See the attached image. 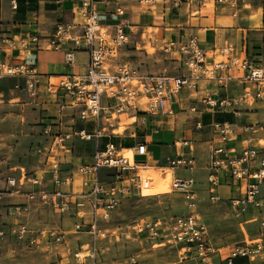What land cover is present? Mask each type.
Returning a JSON list of instances; mask_svg holds the SVG:
<instances>
[{
  "label": "built area",
  "instance_id": "obj_1",
  "mask_svg": "<svg viewBox=\"0 0 264 264\" xmlns=\"http://www.w3.org/2000/svg\"><path fill=\"white\" fill-rule=\"evenodd\" d=\"M100 1L107 0H76L73 14L79 22L56 25L47 43L48 49L62 52L66 66L75 63L76 52H84L87 61L83 73L49 76L46 84L41 85L36 55L14 62L0 58V81L16 80L14 88L32 99L40 92L57 99L55 115L41 123L43 144L32 149L41 159L39 166L30 172L19 167L17 174L5 178L0 189V204L8 195L24 197V201L6 207L10 220L5 230L0 228V242L10 239L21 248L39 250L64 245L65 236L70 232L84 233L90 238L87 254L81 257V252L74 253V263L85 264V259H90V264H95L100 250L97 244L110 231L105 224L121 200L131 195L142 196L150 186L152 179L143 169L148 167L161 170L163 179L170 173V191L183 197L186 213L168 220L136 221L132 225L134 234L146 239L151 247L174 246L178 264H187L190 258L208 263L214 249L208 226L196 212L195 181L174 174L175 171L192 172L197 168L192 143L188 140L176 142L174 146L179 151L174 156H166L163 166L150 167L140 160L148 156V149L146 142L138 139L136 126L139 124L146 129L151 118L173 116L170 105L181 90L196 93L201 81L215 83L218 87H226L231 82L243 85V91L234 96L207 93L196 98L203 110L235 113L242 105L263 101L264 58L249 56L246 47L241 55L233 57L231 46L217 52L205 50L195 35L182 34L165 42L162 50L177 56L187 70L186 75L141 74L129 61H115L128 40L130 21L125 9L121 6L115 9L113 26L102 25L103 15L97 6ZM200 1L206 8L214 1L222 3L224 0ZM185 2L187 0H166L171 9H179ZM238 2L245 4V0H227L235 7ZM139 3L151 6L155 1L139 0ZM262 3L264 9V0ZM11 5L16 8L15 1ZM232 16L236 18L237 14L232 13ZM20 46L23 51L38 47V38L34 36L29 42L21 41ZM189 110L198 111L195 107ZM64 118H69L70 125L63 130ZM121 119L129 122L121 125ZM121 126L122 132L117 133ZM211 126L218 137L216 146L207 151L203 167L209 200L220 201L216 189L222 185V177L231 179L239 191L227 200L232 216L240 219L249 215L248 221L255 223L258 229L257 237L243 241L227 253L224 264H233L235 258L252 264L264 255V152L252 146L239 151L230 149L228 143L242 128L236 130L227 122H213ZM194 127L200 129L201 122L197 121ZM124 135L136 140L132 147L124 149L118 143V138ZM76 140L92 141L94 149L89 161L73 165L68 155ZM185 148L188 151L182 150ZM129 152L131 161L127 156ZM26 186L30 189H25ZM33 209L73 218L72 229L64 231L59 225L32 228L26 219Z\"/></svg>",
  "mask_w": 264,
  "mask_h": 264
},
{
  "label": "rangeland",
  "instance_id": "obj_2",
  "mask_svg": "<svg viewBox=\"0 0 264 264\" xmlns=\"http://www.w3.org/2000/svg\"><path fill=\"white\" fill-rule=\"evenodd\" d=\"M263 0H249L245 8L238 11L237 18L229 17L232 27H247L249 24L252 33L264 28ZM142 11L157 12L158 8L140 4ZM221 7H218L219 11ZM217 11H213L212 4L206 6L201 14L189 20L181 17L173 23L182 24L187 28L212 27V19ZM208 18V20H207ZM254 18H259V23H255ZM249 21V22H247ZM130 29L127 44L121 49L115 61H129L133 63L139 73L144 75L165 74L169 76H181L187 74L177 56L164 52L162 46L163 36H159V30L153 27ZM186 29V28H185ZM239 29V28H238ZM248 32V33H250ZM168 34L174 33L167 30ZM260 33V32H257ZM251 40L248 53L250 56L259 57L264 54V47L257 46L255 40ZM264 38V36H263ZM220 59V57H217ZM54 82L55 79H52ZM21 81H18V83ZM7 90V88H3ZM15 92L11 96L4 93L0 97V188L4 185V180L8 175L17 174L19 167H24L28 172L39 166V157L35 156L32 149L39 144H43L40 137L41 120L45 115L51 114L54 107L49 103L48 97H41L38 101L32 99L24 92ZM26 95L27 97H25ZM43 101L42 105H37ZM44 109V110H42ZM264 114L261 111L260 117ZM129 120L121 119V125ZM63 130L70 125L68 118L63 119ZM264 125V122L262 123ZM56 131V129L54 130ZM122 132V126L116 131ZM259 144L264 145L263 141ZM94 149L93 142L76 140L73 142L72 152L68 155L73 165L91 156ZM66 157H63L65 159ZM68 166V164L66 165ZM69 168V166L67 167ZM151 178L156 176L160 182H155V191L148 188L143 191L142 196L131 195L121 200L117 210L111 215L105 227L108 228L107 237L98 242L100 249L96 254L95 264H178L177 249L165 244L163 246L151 247L146 239L137 236L132 230V225L136 221L170 219L181 216L186 212L183 197L170 191L169 176L165 179L161 170L153 168H143ZM153 182V181H152ZM202 186L203 183L200 182ZM197 202V215L208 226L210 232V243L214 249L207 260L202 262L198 258L188 259L187 264H221L224 257L236 245L243 241L257 237V225L248 224L239 226L234 218L230 217L226 204L211 202L205 194V188L200 187ZM3 202V201H1ZM9 217L2 206H0V228L6 229ZM29 226L38 228L41 226L52 227L53 225L64 227V231H70L74 219L57 214L45 209H33L26 219ZM90 238L84 233H68L65 236V244L60 246L51 245L48 249L29 250L21 248L10 239L0 242V264H75L73 254L81 252L80 256L87 254ZM221 257L223 260H221ZM85 264H90V259H85ZM252 264H264V255L255 259Z\"/></svg>",
  "mask_w": 264,
  "mask_h": 264
},
{
  "label": "crops",
  "instance_id": "obj_3",
  "mask_svg": "<svg viewBox=\"0 0 264 264\" xmlns=\"http://www.w3.org/2000/svg\"><path fill=\"white\" fill-rule=\"evenodd\" d=\"M12 1L16 3L15 9L12 8ZM154 1L155 3L151 6L158 8L157 12L150 10L141 12L139 0L100 1L97 6L100 14L103 15L101 24L113 26L116 23V18L113 13L117 7L121 6L125 9L130 21L127 29L128 35L131 32L130 29L133 27V24L137 28L153 27L159 30L158 35H164L162 37L163 43L182 34H192L196 36L200 45L205 50L217 52L226 46L233 47L234 53L232 57L241 55L244 47L249 49L251 40L248 35L255 40L257 46L264 47V28L252 33L250 32L251 28L249 24L247 27L234 28L229 22V17L234 18L232 13H236L238 16V11L250 5L249 0H245V4L238 2L237 7L227 3V0H224L222 3L212 1L213 11H217L218 7H221V9L217 11L216 16L214 15L212 27L206 28H187L181 26L182 24L178 25L173 23L181 17L189 20L190 17L196 18L200 15L202 10L205 9L200 0H187L179 9L169 8L166 0ZM75 3L76 0H0V58L14 62L19 59L28 58L31 55H36V68L41 75V85L46 84L47 77L49 76L83 73L87 61V56L84 52H76L75 63L71 66H66L62 52L54 51L47 47L48 40L53 35L56 25L79 22L77 16L73 14ZM259 21L260 19L257 18L255 23L258 24ZM167 30H172L174 33L168 34L166 33ZM34 36L38 38V47L23 51L20 46L21 41L29 42L31 37ZM254 58L262 59L264 58V54L259 57L254 56ZM177 61H179L178 58ZM184 70L187 73L185 68ZM15 82L16 80L14 79L0 81V97L4 93H7L9 96L13 93L15 94V92L21 93L14 88ZM3 88H7V90H3ZM242 91L243 85L239 82H231L226 87H218L215 83L201 81L199 83V90L196 93L182 89L178 98L170 105L174 111L173 116H157L151 118L146 124V129L137 124L136 133L138 139L144 140L148 149V156L146 158H140V160L145 161L150 167H155L156 164L163 166L166 156H174L179 151L174 146L176 142L182 140L190 141L193 146V155L197 162V168L192 172L175 171L174 174L185 179L192 178L195 181L194 189L197 195L199 193L198 188L204 187L206 197L209 199L206 172L203 167L205 164V155L211 147L216 146L218 137L217 133L212 129L211 124L213 122H227L233 125L236 130L242 128L232 136L231 141L228 143V148L239 151L246 146H252L264 152V145L259 144L260 141L264 142V125L262 124L264 122V114L260 117L261 111L264 110V100L257 101L250 106L242 105L237 108V112L232 113L230 111L211 112L203 110L202 105L198 104L197 99L207 93H213L217 96H234L240 94ZM24 96L27 97L26 95ZM41 97H48V95L40 92L33 102L38 101ZM48 98L54 110L51 114L45 115L41 123L48 122L49 118L55 115L57 99L52 95ZM42 102L39 101L37 105H42ZM191 107H195L198 111L191 112L189 110ZM197 121H200L202 124L200 129L194 127ZM250 126H253L252 129H248ZM125 128L127 130L132 129V127ZM154 129L156 131H153ZM40 138L42 141H39V143L43 142V138ZM135 142V139H130L126 135L120 139L118 138V143L124 149L132 147ZM182 150L188 151V148ZM89 160L90 157L80 162H87ZM151 179L155 183L157 177L153 176ZM221 181L222 185L216 189V194L221 200L217 202L226 204L230 217L234 218L227 200L235 196L239 191L231 179L222 177ZM157 182H160L159 179H157ZM200 182L204 186L200 185ZM27 187L30 189L29 186H26L25 189ZM2 201L0 206H2V211L4 210L5 212L8 205L22 202L24 201V197L22 195H8ZM249 218V215H244L242 218H234V220L242 227L253 224L248 221ZM61 226L64 227V223ZM221 260H223L222 257ZM221 264L224 263L222 262Z\"/></svg>",
  "mask_w": 264,
  "mask_h": 264
},
{
  "label": "trees",
  "instance_id": "obj_4",
  "mask_svg": "<svg viewBox=\"0 0 264 264\" xmlns=\"http://www.w3.org/2000/svg\"><path fill=\"white\" fill-rule=\"evenodd\" d=\"M249 55V53H248ZM250 56V55H249ZM114 142H117V139H113ZM233 264H247L246 260L245 259H242V258H235L233 260Z\"/></svg>",
  "mask_w": 264,
  "mask_h": 264
},
{
  "label": "bare ground",
  "instance_id": "obj_5",
  "mask_svg": "<svg viewBox=\"0 0 264 264\" xmlns=\"http://www.w3.org/2000/svg\"><path fill=\"white\" fill-rule=\"evenodd\" d=\"M128 158L130 159V161L132 160V156H131V153L129 152L128 153ZM148 189L150 190V191H155V183L154 182H151L150 183V186L148 187Z\"/></svg>",
  "mask_w": 264,
  "mask_h": 264
}]
</instances>
